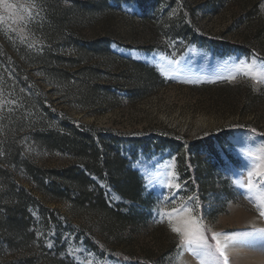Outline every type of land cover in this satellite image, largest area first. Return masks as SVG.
<instances>
[{
	"label": "rangeland",
	"instance_id": "obj_1",
	"mask_svg": "<svg viewBox=\"0 0 264 264\" xmlns=\"http://www.w3.org/2000/svg\"><path fill=\"white\" fill-rule=\"evenodd\" d=\"M37 2L31 22L20 18L30 0L0 5V264H199L161 215L189 197L234 241L229 264H264V235H245L264 218L231 182L248 163L242 152L264 145V85L222 79L241 59L264 61V0ZM74 129L91 130L103 158L100 137L121 136L137 198L51 193L52 171L82 167L55 147L73 143Z\"/></svg>",
	"mask_w": 264,
	"mask_h": 264
},
{
	"label": "snow or ice",
	"instance_id": "obj_2",
	"mask_svg": "<svg viewBox=\"0 0 264 264\" xmlns=\"http://www.w3.org/2000/svg\"><path fill=\"white\" fill-rule=\"evenodd\" d=\"M0 5H3L7 10L16 8V5L9 3V0H0ZM21 10L27 16L20 18L21 20L26 19V22L34 21L39 16L37 0H30L28 6L21 5ZM2 26L3 17L0 16V28ZM24 39L21 37V42H24ZM31 46L29 45V47ZM238 76L252 81L250 86L254 91L257 90V85H264V61L258 60L256 56L241 59L233 64L232 70L222 79L235 81ZM252 131L255 132V129ZM242 155L248 163L237 178L231 182L242 190L241 194L253 205L259 217L264 218V145L257 146L255 150L248 149L242 152ZM171 167L172 165H169V168ZM171 175L178 179L175 173H171ZM167 186L179 187L178 184L173 185L171 182ZM188 200L193 203L184 201L178 209L161 213L166 218L170 230L178 237V248L190 253L199 264H229L227 249L234 241L229 235L213 231L204 223L203 217L197 211L198 198L189 197ZM173 216H185L186 219L182 222L183 226H177L173 222ZM208 233H211L212 242L209 240ZM256 234L264 235V228L255 229L254 233H245L247 236Z\"/></svg>",
	"mask_w": 264,
	"mask_h": 264
},
{
	"label": "trees",
	"instance_id": "obj_3",
	"mask_svg": "<svg viewBox=\"0 0 264 264\" xmlns=\"http://www.w3.org/2000/svg\"><path fill=\"white\" fill-rule=\"evenodd\" d=\"M137 68L142 69L139 64L135 65ZM144 70V69H143ZM76 138L73 143L71 140L63 138L57 141L58 149L61 151H68L75 155L81 161V168L69 167L64 170H54L51 173L55 176L51 183V193L59 198H73L75 200H108L114 194H120L125 199L134 200L139 196L141 188V180L139 172L127 169L128 160L121 156L120 145L124 142L120 135L109 132L107 138L100 137V142L105 146L107 155L101 157L102 152L95 143L94 133L91 130H75ZM132 145L143 146L150 148L152 146L151 139H132ZM165 144V141L158 143V147ZM67 145V146H66ZM199 145H197V148ZM30 173L35 174L42 170L34 168L31 164H27ZM92 175L98 177L105 182L102 188L93 182ZM94 185L96 188L97 196L90 191L89 186ZM112 191V193L108 190ZM21 217L15 212H10L9 221L11 223L17 222ZM21 221V220H19Z\"/></svg>",
	"mask_w": 264,
	"mask_h": 264
}]
</instances>
